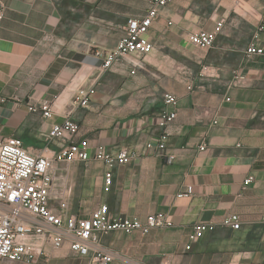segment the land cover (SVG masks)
Returning a JSON list of instances; mask_svg holds the SVG:
<instances>
[{
	"label": "crops",
	"instance_id": "obj_1",
	"mask_svg": "<svg viewBox=\"0 0 264 264\" xmlns=\"http://www.w3.org/2000/svg\"><path fill=\"white\" fill-rule=\"evenodd\" d=\"M150 2L87 0L82 15L62 0H5L0 138L18 136L32 153L58 151L60 145L49 141L50 127L73 110L81 126L77 139L114 153H140L127 165L77 163L66 188L72 213L90 216L105 204L112 219L145 220L164 212L173 221L148 234L103 235L113 264H264V54L246 53L252 45L264 48V0H171L150 31L156 48L103 71L93 48H115L123 34L121 29L114 37L116 16L124 24L143 17ZM219 20L225 27L214 47L191 43L192 33L213 31ZM92 85L90 106L73 108L74 91ZM166 93L177 97L175 105L165 103ZM55 96L51 118L29 109ZM165 109L177 117L165 130L168 143L160 153L147 144L159 142L164 130L158 118ZM107 171L114 176L109 190ZM250 176L254 180L245 186ZM188 186L193 194L179 197ZM233 213L240 216V229L219 225L186 250L194 224H219ZM46 249L49 262L36 250L31 261L4 264H90L68 246Z\"/></svg>",
	"mask_w": 264,
	"mask_h": 264
},
{
	"label": "built area",
	"instance_id": "obj_2",
	"mask_svg": "<svg viewBox=\"0 0 264 264\" xmlns=\"http://www.w3.org/2000/svg\"><path fill=\"white\" fill-rule=\"evenodd\" d=\"M170 1L151 0L146 15L127 19L115 48L109 51L95 49L94 56L101 61L103 71L112 69L116 63L123 62L125 57L146 55L156 48L150 31L159 15V9ZM5 12V0H0V26ZM224 27L225 21L219 20L215 30L194 32L189 39L196 47L211 49ZM246 53L248 56L264 54V48L252 45ZM131 73L135 74L136 70L133 69ZM95 94V86H80L74 91L69 104L73 108H87ZM164 97L168 105L177 103V97L170 93H166ZM58 98L59 96H55L52 101L29 106V109L40 112L46 119L51 118ZM72 112L73 110L67 112L63 121L54 122L50 127L49 141L60 145L61 149L58 151L46 147L39 153H32L24 140L18 136L0 138V264H4L6 260L31 261L36 250L49 262L51 256L46 249L48 244L54 250L68 246L78 256L88 257L90 264H113L115 255L101 243L103 235L114 231L148 234L154 228L171 227L174 224L164 212L150 214L145 220L138 217L112 219L109 206L105 204L93 210L90 216L69 212L66 188L70 183L74 165L92 159L102 161L106 165H127L141 156L136 150L122 148L114 153L106 150L104 146L92 147L88 139H77L81 126L73 118ZM176 117L177 112L171 109H165L159 114L158 126L164 131L159 142H150L147 148H157L160 153L166 150L168 133L165 130ZM200 148L204 150L206 143ZM171 157L174 158V155ZM113 178L112 171L105 173L107 190L113 185ZM253 180L254 177L250 176L245 181V186ZM60 187L63 189L59 190ZM192 194L193 186H188L178 196ZM261 222L264 223V212ZM219 225L240 229L242 221L238 214L233 213L219 224H194L189 233L186 250H191L197 241L207 233L215 231Z\"/></svg>",
	"mask_w": 264,
	"mask_h": 264
},
{
	"label": "rangeland",
	"instance_id": "obj_3",
	"mask_svg": "<svg viewBox=\"0 0 264 264\" xmlns=\"http://www.w3.org/2000/svg\"><path fill=\"white\" fill-rule=\"evenodd\" d=\"M63 1V0H62ZM67 2H68V4H72L74 1H77L76 2V7H77V9H76V11H77V13H81L82 15H83V13H85V11H84V3H86L87 2V0H66ZM73 5V4H72ZM97 14H99V15H101L102 13H97ZM121 19L119 18V17H117L116 16V20H115V25L113 26V28H112V31H113V33H114V37L115 38H117L118 36H119V33H120V30L122 29L121 28V26H120V24H124V23H120L119 21H120ZM69 24V23H68ZM114 46V45H113ZM96 48H101V49H104V48H102V47H95V48H93L94 49V51H95V49ZM125 60H129V62H131V59H130V57H125L124 58Z\"/></svg>",
	"mask_w": 264,
	"mask_h": 264
},
{
	"label": "trees",
	"instance_id": "obj_4",
	"mask_svg": "<svg viewBox=\"0 0 264 264\" xmlns=\"http://www.w3.org/2000/svg\"><path fill=\"white\" fill-rule=\"evenodd\" d=\"M77 1H74L72 4L75 5ZM61 4H68V2L66 0H63ZM84 5L86 6V8H88L90 5L87 3H84ZM63 7V6H62ZM66 14L68 15L69 12L66 11ZM99 62L101 63V61L99 60Z\"/></svg>",
	"mask_w": 264,
	"mask_h": 264
}]
</instances>
